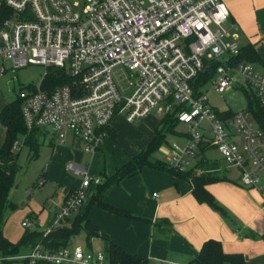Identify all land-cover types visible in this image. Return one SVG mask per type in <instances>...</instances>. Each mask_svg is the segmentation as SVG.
Wrapping results in <instances>:
<instances>
[{
	"label": "built area",
	"instance_id": "built-area-1",
	"mask_svg": "<svg viewBox=\"0 0 264 264\" xmlns=\"http://www.w3.org/2000/svg\"><path fill=\"white\" fill-rule=\"evenodd\" d=\"M3 5L12 13L0 25V76L28 65L44 69L36 84L17 94L28 131L45 129L60 143L69 139L94 154L108 136L106 128L119 117L132 123L153 113L163 117L178 107L174 115L187 125V141L183 148L169 146L163 161L199 176L204 171L198 165L201 147L205 152L214 148L222 162L238 172L242 187L260 193L264 206V132L248 111L221 117L204 92H194L205 62L226 56L210 88L219 94L231 89V73L237 71L264 106V76L247 63L228 62L239 45L230 33L236 26H226L229 13L221 0H0ZM52 67L64 70L70 81L43 86ZM122 75L127 83L134 78L128 96L117 83ZM17 147L14 142L13 149ZM67 169L82 179L65 195L44 233L80 209L87 188L101 181L75 163H68ZM14 259L110 264L102 251L80 247L51 252L37 245L25 254L1 256L0 264Z\"/></svg>",
	"mask_w": 264,
	"mask_h": 264
},
{
	"label": "crops",
	"instance_id": "crops-1",
	"mask_svg": "<svg viewBox=\"0 0 264 264\" xmlns=\"http://www.w3.org/2000/svg\"><path fill=\"white\" fill-rule=\"evenodd\" d=\"M221 1L229 13L228 26H236L230 33L236 35L239 48L252 46L256 59L248 63L264 76V0ZM228 39V42L232 41L231 37ZM6 104L0 103V111ZM149 117L147 118L150 119ZM151 117L154 129L159 120L155 116ZM114 123L112 127L115 131ZM1 127L3 138L0 147L5 135V129ZM153 135L154 133L147 141L140 140L139 150L129 156L123 165L143 151ZM41 138H44V143L53 147L51 160L58 155L62 163L67 162V168V164L71 163L70 159H77L76 148L80 145L69 140L71 148L65 142L57 141L48 131ZM220 165L219 163L217 173ZM114 171L104 174L111 176ZM46 175L47 171L44 177ZM220 175L224 179L211 182L205 188L222 211L197 201L189 181L145 167L125 177L119 184L110 186L103 194L106 204L132 217L116 216L96 205L87 209L95 192V185L87 188L83 205L76 213L81 216L87 209V219L108 235L113 243L130 254L146 258L149 264H188L209 239L218 241L224 253L240 254L243 259L241 264H264V206L261 195L255 189L242 187L239 176L228 178L225 172ZM80 181L77 185L60 183V201L50 212L44 213L45 228L37 229L38 231L45 232L51 224L54 213L67 194L65 188H76ZM154 193L157 196L154 197ZM48 201L46 199L45 204ZM4 236L11 243L18 241Z\"/></svg>",
	"mask_w": 264,
	"mask_h": 264
},
{
	"label": "trees",
	"instance_id": "trees-1",
	"mask_svg": "<svg viewBox=\"0 0 264 264\" xmlns=\"http://www.w3.org/2000/svg\"><path fill=\"white\" fill-rule=\"evenodd\" d=\"M11 13V10L6 6L3 5L0 7V25ZM255 59L256 54L254 49L252 46H247L239 48L237 54L230 55L228 62L230 65H238L252 62ZM222 63L223 62L219 59L208 60L205 62L204 70L199 74L194 83L195 94L203 92V87L214 77L216 68ZM69 81V76H67L64 70L52 67L47 70V77L43 82V86L45 84L48 87H55L68 83ZM246 99L247 107L245 110L251 114L257 126L264 132V106L260 104L259 99L251 89H249L248 94L246 92ZM177 109L178 107H175L172 112L161 117L154 128L153 138L149 141L143 151L131 157L121 167L116 168L111 176L104 174L102 179H100V183L96 185L95 192L89 201L87 209L96 205L98 208L116 216L127 218L132 217L130 214L112 205L106 204L103 201V194L110 186L119 184V182L125 177L147 167L168 173L180 180L187 182L190 180L192 194L197 201L207 203L208 205L222 211V208L217 205L205 187L211 182L224 179V177L216 171L219 168V162L215 159H212V161L207 158L203 146L200 149L199 155L201 157L198 161V165L204 171L199 176H194L191 171L179 172L169 167L164 161L156 159L153 156V152L161 145L162 141H164L165 134L173 132L174 126L178 123L177 118L174 115V112ZM216 112L221 117H230L234 114L230 111ZM0 125L5 129L4 141L0 147V252L2 257H14L25 254L21 253L20 249L27 248V252H29L37 245H40L44 250L54 252L67 247L71 238L79 231H82L85 234L87 241L93 238L101 240L103 243L102 252L106 261L110 264H149L146 258L130 254L117 244L113 243L108 235L87 219V209L81 216L76 215L74 220H71L70 216L65 218L60 226L53 228L48 233L38 230L24 232L16 243H11L3 235L2 230L6 213L16 208V206L8 199V194L14 185V176L17 171L15 162L17 153L12 150L13 144L18 137H22L23 144L28 147L29 151L36 153L39 140L47 134V131L42 128H33L30 131L27 130L21 114V100L18 97L7 103L1 109ZM106 131L108 136H115L113 127L106 128ZM204 160H209V163H203ZM43 176H45V172ZM73 189L74 188L70 187L65 188L67 193L72 192ZM242 260L240 254L224 253L218 241L209 239L203 243L198 255L188 264H241ZM2 264L32 263L27 259H14L5 260Z\"/></svg>",
	"mask_w": 264,
	"mask_h": 264
},
{
	"label": "rangeland",
	"instance_id": "rangeland-1",
	"mask_svg": "<svg viewBox=\"0 0 264 264\" xmlns=\"http://www.w3.org/2000/svg\"><path fill=\"white\" fill-rule=\"evenodd\" d=\"M228 26V21L226 23ZM229 41V39H226ZM225 62L226 56L219 58ZM251 66L250 63H247ZM8 67V65H6ZM44 69L37 65H28L24 68L16 70L15 73L6 72L0 76V103H9L17 99L18 91L23 88L28 91L27 86L36 84ZM231 76L234 80L232 88L224 93H216L209 83L205 85L202 91L205 93L208 105L218 112L230 111L236 113L245 110L247 107L246 92L249 89L244 84L243 77L237 72H232ZM123 75L117 78L118 85L122 86V93L126 96L132 92L129 83H134V78H129L128 83ZM125 79V82L123 81ZM151 116H155L154 113ZM145 119H137L132 123H128L119 117L114 123L115 136H107L101 142L100 150L94 154L84 151V145H80L77 149V159H70L69 162L79 164L87 172L90 177H102L114 171L115 168L121 167L129 156L139 150L141 146L140 140H146L154 133L152 127V117ZM158 117L157 120H160ZM2 127L0 126V144L2 140ZM188 135L187 125L177 123L173 132L165 134V139L161 145L153 152L156 159H164L165 154L169 150V146L177 145L183 148L186 144ZM18 147L16 150V166L17 171L14 176V185L10 189L8 199L16 206L15 209L6 213L3 225V235L10 240H19L24 232H32L37 229L45 228L46 217L44 213L50 212L53 207L59 203L61 191L60 183H69L77 185L82 179V175L74 173L66 168V163H62L58 155L51 160L53 147L49 146L44 138L39 140L36 153L29 151L28 147L23 144V138L18 137L16 140ZM144 143V142H143ZM66 145H70L69 139L65 141ZM72 148V147H71ZM206 157L216 159L221 165L219 173L225 172L228 178L238 177L235 169L227 167L220 159L214 148L208 149ZM63 164V165H62ZM47 171L46 177L43 176ZM43 181V184L40 183ZM263 186V184H259ZM30 196L29 199L27 197ZM48 203L45 204V200ZM23 204V205H22ZM33 210V211H32ZM77 211L70 216L71 220L77 215ZM41 215V216H40ZM29 223L30 226L22 227L21 223ZM75 247H80L83 251H102L103 243L98 239L86 240L85 234L79 231L75 234L67 246L69 251ZM21 253H26L27 248L20 249ZM2 256L0 252V257ZM34 264H45L42 262Z\"/></svg>",
	"mask_w": 264,
	"mask_h": 264
},
{
	"label": "water",
	"instance_id": "water-1",
	"mask_svg": "<svg viewBox=\"0 0 264 264\" xmlns=\"http://www.w3.org/2000/svg\"><path fill=\"white\" fill-rule=\"evenodd\" d=\"M29 198H30V196L27 197V199H29ZM22 205H23V204H22Z\"/></svg>",
	"mask_w": 264,
	"mask_h": 264
}]
</instances>
